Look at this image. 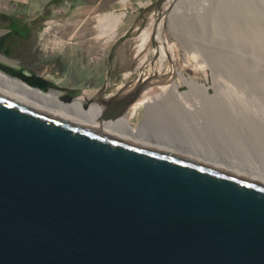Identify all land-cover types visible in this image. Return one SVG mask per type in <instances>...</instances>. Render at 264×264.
I'll return each mask as SVG.
<instances>
[{
	"label": "water",
	"instance_id": "obj_1",
	"mask_svg": "<svg viewBox=\"0 0 264 264\" xmlns=\"http://www.w3.org/2000/svg\"><path fill=\"white\" fill-rule=\"evenodd\" d=\"M3 72L0 264H264V162L141 122L160 74L82 102Z\"/></svg>",
	"mask_w": 264,
	"mask_h": 264
},
{
	"label": "rangeland",
	"instance_id": "obj_2",
	"mask_svg": "<svg viewBox=\"0 0 264 264\" xmlns=\"http://www.w3.org/2000/svg\"><path fill=\"white\" fill-rule=\"evenodd\" d=\"M18 1L26 2V0H0V14H11V8ZM44 1H27L30 15L40 12L44 5H46L45 11L49 14L48 22L38 33V38L41 41L37 44V48L41 51L38 52L36 70L45 73L44 66H50L52 72L45 76L61 96L83 94L86 98H91L96 91L104 87V84H106V88L103 96H113L126 84L140 82L147 67L138 69V66L143 57L154 48L153 44L156 45L158 29L153 33L150 44L144 50L138 51L139 43L136 37L142 29L151 33L152 26L149 24L153 19L155 23L163 22L162 45L168 55L161 70L156 71L157 74H160L161 79H164L160 88L168 85L171 80L176 81L177 74L174 72L176 71L207 87V95L215 94L216 88L212 87V82L218 77L215 71L219 68V58H225L227 52L225 49L231 51L228 46L232 45L229 38L222 33L221 19H218L220 16L227 17L228 13L221 9L224 14L221 13L216 17L215 22L210 19L211 11L209 10L213 5L219 8L227 7L226 3L222 4L221 0L217 2L215 0H180L181 3H177L174 9L176 17L172 21L167 18V15L177 0H165L160 5V9L156 10L155 7L160 0L149 5L139 4L136 6L130 5L126 0H117L118 4H112L111 8L106 9L82 6L77 3L44 4ZM122 1H125L126 8H123ZM243 1L248 2L251 11H258L262 18L263 47L261 57H257V60L259 66L264 68V5H262L264 0ZM153 11L154 15L151 20L150 15ZM106 13L123 14V18L113 28L104 26V36L97 38L99 32L97 25ZM198 17L200 20L203 17L201 21L199 20L200 23L196 22ZM113 32H116L115 38L108 44H104L107 37ZM250 47L251 43L247 42L243 52L240 53V58L244 62L248 61ZM210 48L211 52H209ZM220 48L224 51L221 52ZM212 53L213 55H211ZM170 56L171 58H169ZM212 62H216L218 65ZM222 66L225 64L221 63L220 67ZM248 67L244 68L247 70ZM154 77L158 78L159 76L154 75ZM220 78L217 79L224 83V79ZM231 83L226 84H229L230 90L238 93L239 87H234L235 85ZM178 87L179 92L187 90L181 85ZM222 90H227V88L223 87ZM258 90L260 91L259 97L264 96V85ZM239 94L246 100H254L243 91H240ZM260 107L264 111V103H260ZM144 122L150 121L144 120ZM185 133L189 134L190 131L185 130ZM246 148L248 149L249 145L246 144ZM256 155L258 157L257 152L253 157Z\"/></svg>",
	"mask_w": 264,
	"mask_h": 264
},
{
	"label": "bare ground",
	"instance_id": "obj_3",
	"mask_svg": "<svg viewBox=\"0 0 264 264\" xmlns=\"http://www.w3.org/2000/svg\"><path fill=\"white\" fill-rule=\"evenodd\" d=\"M179 1L177 0L175 3L169 1L174 3L167 15L170 21L176 17V14H174L176 10L174 9L177 3L180 4L182 0ZM217 1L215 0V2ZM221 1L223 5L226 3L227 7L219 8L213 5L214 7L212 6L209 10L211 11L210 19L212 22H215V18L221 13H228L227 17L220 16L218 19H221L220 29H222V33L229 38L232 45L228 46L231 48V51L225 49L227 51H225V58H219L220 55H218L219 57L217 56L220 60L219 63L225 64V66L220 67V64L212 62L219 66L218 70L215 71L218 76L217 78L221 79L220 77H222L224 79V83L217 78L212 82V87L216 88L215 94L212 96L207 95V87L193 78L174 71L177 74L176 81L171 80L168 85L158 89L155 94H150L151 91L147 93L150 90L147 89L146 93H143L138 102L133 105V108L135 106H146L145 103L149 104L151 102L152 107L144 113L141 122L149 120L151 123H156L172 133L200 138L214 149L239 150L252 158L264 162V111L260 107V103H264V96L259 97L260 91L258 90L264 85V68L259 66L257 60V57H261L263 47L262 18L258 11H251L248 2L243 0ZM122 4L123 8H126L125 1H122ZM221 9H223V12H221ZM122 18L123 14L106 13L97 25L99 32L96 37L101 38L104 36V26L107 25L109 28H113ZM199 18H195L197 23H200ZM201 18L203 19V17ZM149 25L152 26L151 33H148L146 29H142L136 37L139 43L138 51L144 50L150 44L152 35L157 29L159 39L163 22L155 23L153 19ZM115 36L116 32H113L107 37L104 44H108ZM247 42L251 43V47L249 48L248 61L244 62L240 58V53L243 52ZM213 46L215 45L213 44ZM153 47L143 57L138 66V69L144 66L147 67L142 78H145L147 74L149 76L153 75V77L157 75L156 71H159L163 62L168 59L164 47L160 46L158 41L156 45L153 44ZM211 51L212 49L209 50V52ZM223 51L224 49L221 50V52ZM246 66H249L247 70L244 68ZM211 67L213 66L211 65ZM0 79L25 85L18 79L1 71ZM229 81L235 85L234 87H239V92L243 91V93L250 96L249 98H254V100H246L239 92L236 93L234 90H230L229 84H226L230 83ZM179 85L187 90L179 92ZM249 86L250 88L248 89ZM223 87H226L227 90H222ZM236 89L238 90V88ZM35 90L46 97L61 98V95L59 96L57 92ZM147 97L150 99L148 102L146 101ZM73 99L85 102L83 96ZM185 130L190 131V133L186 134ZM246 144L249 145L248 149L246 148ZM256 152L258 153V157L257 155L253 157Z\"/></svg>",
	"mask_w": 264,
	"mask_h": 264
},
{
	"label": "flooded vegetation",
	"instance_id": "obj_4",
	"mask_svg": "<svg viewBox=\"0 0 264 264\" xmlns=\"http://www.w3.org/2000/svg\"><path fill=\"white\" fill-rule=\"evenodd\" d=\"M27 1L16 2L11 14H0V71L7 68L25 78H39L51 84L45 76L52 72L49 65L44 66L45 73L36 70L41 51L37 48L41 41L38 33L48 22L49 14L44 5L40 12L30 15Z\"/></svg>",
	"mask_w": 264,
	"mask_h": 264
},
{
	"label": "crops",
	"instance_id": "obj_5",
	"mask_svg": "<svg viewBox=\"0 0 264 264\" xmlns=\"http://www.w3.org/2000/svg\"><path fill=\"white\" fill-rule=\"evenodd\" d=\"M130 5H139V4H144V5H149L151 3H154L158 0H126ZM70 4V3H77L82 6H88V7H103L104 9L106 8H111L110 6L112 4H118L117 0H45L44 4Z\"/></svg>",
	"mask_w": 264,
	"mask_h": 264
},
{
	"label": "built area",
	"instance_id": "obj_6",
	"mask_svg": "<svg viewBox=\"0 0 264 264\" xmlns=\"http://www.w3.org/2000/svg\"><path fill=\"white\" fill-rule=\"evenodd\" d=\"M119 1V0H118Z\"/></svg>",
	"mask_w": 264,
	"mask_h": 264
}]
</instances>
